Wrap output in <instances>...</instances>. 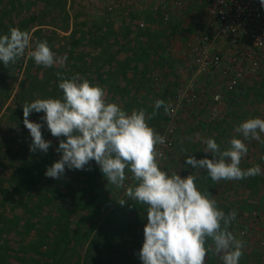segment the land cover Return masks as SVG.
<instances>
[{
    "label": "trees",
    "instance_id": "16d2710c",
    "mask_svg": "<svg viewBox=\"0 0 264 264\" xmlns=\"http://www.w3.org/2000/svg\"><path fill=\"white\" fill-rule=\"evenodd\" d=\"M65 2L66 0H0V35L8 34L13 27L28 32L37 29L32 34L34 41L46 40L51 50L57 52L53 41L42 30L45 25L41 15L22 17L16 24L13 23L12 16L18 15L19 19V11L26 7H41L39 11L45 15L57 10L63 12ZM199 13L196 11L198 20L193 28L159 19V22L154 23L156 27L152 31L140 30L143 33L129 40L135 42L133 48H129L128 42L119 36L112 53L97 44L96 31L89 29V33L85 34L88 35L86 45L84 37L82 40H75L71 35L67 39L68 58L73 59L70 66L66 67L64 64L45 68L30 59L28 68H25L24 82L14 101L9 104L11 88L15 82L14 73L18 64L21 67L23 58L17 60L14 67H0V124L7 126V142L17 149L14 152V149H7L5 157L0 159L3 169V173H0V221L4 223L3 231H0L4 232L0 236V264H141L138 252L143 243V228L147 223L146 206L129 200L126 196L128 182L134 181L131 186L137 183L131 173H127L124 185L117 187L108 183L95 161H90L85 166L86 170L66 169L59 179L47 177L46 168L60 159L61 154L56 148L64 137L51 136L42 119L44 114L33 112L28 119L42 125V136L46 141H51V146L47 153L30 151L32 140L23 124L22 107L37 98H60L62 92L57 86V73L67 79L76 76L80 80L87 79L91 84L101 86L107 102L116 103L127 112L144 110L147 116H151L147 121L149 126L161 134L165 127V121H162L163 108L156 110L146 98L149 93L158 91L154 86H157L159 79L153 80L151 76L159 75L162 66L172 65L170 51L179 39L185 42L203 30L205 15ZM83 33L81 32L82 35ZM86 46L99 51L96 59L86 61ZM124 52L127 54L122 58ZM76 53L80 55L74 56ZM31 67L35 70L33 76L29 75ZM247 87L242 84L231 93L233 99L236 94L238 96L244 93ZM167 100H164L165 103ZM232 102L235 104L236 101ZM224 121L221 119L213 124L217 132L225 131L219 130L220 125L225 124ZM257 146L254 147L258 148L257 155L263 157L257 162L263 164L254 166L260 167L264 174V138ZM204 155L205 158L206 154ZM185 157L186 155L178 154L177 160L172 159L174 161L171 162L172 155L168 153L166 159H163L170 167L166 166L163 170L170 174L177 172L182 178L199 173L198 176L195 175L198 187L201 191L209 192L210 198H214L213 192L221 187L222 180L212 181L203 169H186ZM248 168L250 167L244 166L243 169ZM255 176L235 181L236 185L256 192L254 187L261 177ZM233 183H229L230 187ZM13 195L19 198L12 200ZM246 196L252 197L253 191ZM261 199L264 202V195ZM6 205L13 206L14 210L10 217L3 219ZM16 211L21 214L18 215ZM224 212L229 213L226 208ZM237 219L231 223L229 231L232 232L231 227L235 226ZM241 228L243 233H247V227ZM10 235L14 236L15 244L9 241ZM248 258H240V263L247 264ZM258 261L253 264H264L262 259ZM212 262L210 260L208 264Z\"/></svg>",
    "mask_w": 264,
    "mask_h": 264
},
{
    "label": "clouds",
    "instance_id": "9594fccd",
    "mask_svg": "<svg viewBox=\"0 0 264 264\" xmlns=\"http://www.w3.org/2000/svg\"><path fill=\"white\" fill-rule=\"evenodd\" d=\"M259 3L264 7V0ZM28 49V57L45 68L57 63L63 66L68 59L66 54L57 57L46 40L33 41L30 32L13 27L0 35V64L15 63ZM57 76L60 98H37L22 107L23 124L32 140L30 151L47 153L51 146L42 136V125L28 119L33 112L44 114L51 136L64 137L56 148L60 159L46 168L45 175L59 179L66 169L86 170L85 166L95 161L109 184L122 187L131 173L137 183L126 189V196L146 206L147 223L138 252L141 264H205L209 239L216 252L223 253V264H240L244 242L229 231L238 213L226 214L220 209L209 192L200 190L195 175L182 178L160 167L158 157L162 154L156 146L164 144L165 138L149 126L151 116L142 109L127 112L107 102L104 89L87 79ZM154 108L170 111L161 99L155 101ZM236 131L245 139L260 141L264 119H248ZM202 143L211 158L196 159L189 154L184 165L205 170L212 181H239L260 174L258 166L240 167L248 153L243 140L234 137L223 149L211 137Z\"/></svg>",
    "mask_w": 264,
    "mask_h": 264
},
{
    "label": "rangeland",
    "instance_id": "374dc122",
    "mask_svg": "<svg viewBox=\"0 0 264 264\" xmlns=\"http://www.w3.org/2000/svg\"><path fill=\"white\" fill-rule=\"evenodd\" d=\"M124 1L125 0H66L63 12L61 10H57L54 13H49L47 15L42 14L39 11L41 7H26L19 11L20 18L18 19V15L12 16V21L16 24L22 17L29 18L32 15H41L45 25L42 27V30L53 41V46H55V48L59 51L55 52L57 57H63L65 54L68 57L69 45L67 39L71 35H73L75 40H82L84 37L85 39L83 41L84 45H86V43H88V35L85 34L89 31V29L94 32L96 31L97 44H100L102 48H105V50L112 53L114 50L113 47H116V42H118L117 38L119 36H121L125 42H128L127 45L129 48H133L135 47V42H130L129 40H133L136 35L143 33L140 30L148 29L149 31H152L153 28L156 27L154 23L159 22V19L161 20V15L157 16L156 14H159V12L156 10L157 8L155 7L154 2H151L152 4L149 5L141 3L142 6L140 5V7L135 10L131 7H126L124 5ZM207 4L208 2L206 0H195L194 3L185 7L180 13L172 16L170 22L174 24L182 23L185 26L188 25L193 28L195 21L198 20L196 11L200 12L199 14L201 15H205L204 13L206 12L205 9H207ZM14 14L17 13L14 12ZM36 30L37 29H33L30 33L33 34ZM81 32H84V36ZM193 36H191L190 39L188 38L185 42L181 39L177 41L176 46L173 47L169 55L172 57V65L168 67H166V65L162 66V70L159 69V75L151 76L153 80L156 78L159 79L157 86H154L158 91L149 93L148 96L146 95V98L149 99L151 105L154 107L157 99L166 100V98H172L181 86H184L186 81L193 77L196 79L199 103L194 107L182 108L179 113L177 112V116L174 118L173 124H171L174 129L171 137L172 145L169 148V151H165L163 156V158H165L168 153L172 155L171 162L174 161L172 159L177 160L178 154L185 149L190 150V154L194 153L196 156H193L197 159V154L199 153L198 150L202 147V144H204L202 143V139L206 140L209 137L214 138L222 149L227 147L229 141L234 137H239V139L243 140L244 137L236 131V128L242 122L251 118L259 117L264 119L263 76H255L251 73L247 74L242 84L248 86L246 89L248 91L245 90V94L242 92L238 96L236 94V97L233 99L231 94L224 93L222 86L223 79L221 75L211 73L209 75L196 76L195 73H191L192 65L187 59V52ZM32 39L34 41L33 35ZM86 47V61L96 59L99 55V51L91 49V46ZM30 50L31 49L26 50L24 57H22V62L20 63L21 67H19L18 64V69L14 73L15 82L11 88L12 97L8 104L14 101L15 95L19 92L20 87L24 82L25 68L30 62V58L28 57V52ZM126 54V52L122 53V58L126 57ZM76 55L79 56L80 54H74V56ZM72 60L73 59L70 58L67 59V62L65 63L66 67L70 66ZM58 65L60 64H54V66ZM1 66L2 64H0V67ZM10 66L14 67V63L6 65V67ZM34 72L35 70L31 67L29 75H35ZM215 90H218L222 95V101L217 106L219 112L218 121L221 119L225 120V124H221L219 128V130H225L222 132H217L215 127H213L214 125L208 122L212 94ZM233 100L236 101L235 104L232 102ZM167 102L166 105H168ZM162 117V121H165V127L162 129L163 131L160 134L161 136L166 133V129L170 124L169 111L165 112L163 108ZM162 121L161 123H163ZM6 132L7 126L0 124V159L5 157L4 153L7 149L11 151L14 149V146L12 147L13 144L7 142L8 139ZM262 138H264V133H261V139ZM260 141L252 139L251 137L248 138V141L245 143L248 147V153L241 160L240 167L242 169L244 166L253 167L254 164L260 166L263 164L257 162L258 159H263V157L257 155L258 148H254L259 145ZM203 146L204 148L206 147L205 144ZM16 150L17 149L15 148L13 152ZM163 158L158 157L160 167H163L162 169L166 166L170 167L169 164H166V158ZM186 169L190 170L191 166H187ZM0 173H3L2 165H0ZM195 175L198 176L199 173H196ZM258 175H260L259 177H261L262 180L257 179L258 184L254 187L256 192L251 188L241 189L242 187L240 185H236L235 181L225 180H222L221 187L219 189L217 188L213 192V197L217 200V204L220 209L224 211L226 208L228 212L235 210L238 213L236 224L231 227V230L238 239L244 242L241 260H243L246 256L247 258L249 257L247 259V264L259 262L258 260L261 259L264 261V202L261 199L264 195V174L262 173V170ZM133 182L134 181L128 182L126 189L130 187ZM231 182L234 183L230 187L229 183ZM247 191H253V196H246L247 194L249 195V192ZM18 198L19 197L17 195H13L12 200H16ZM0 201H2L1 197ZM13 210V206L6 205L4 207L3 219H5V217H10ZM15 213L18 215L21 214L18 211ZM249 214L250 217H247ZM259 215L260 218H258ZM3 227L4 223L0 221V231H3ZM241 227H247L248 230H245L247 233H243L244 230H242ZM0 233H2L0 234L2 237L4 232ZM242 234L244 235L243 237L239 236ZM8 238L11 243L15 244L13 235H10ZM208 241L206 245L208 247V255L205 259V264H208L210 260H213L212 264H223V253L216 252L213 242L210 243L211 240L209 242Z\"/></svg>",
    "mask_w": 264,
    "mask_h": 264
},
{
    "label": "built area",
    "instance_id": "2783aa9c",
    "mask_svg": "<svg viewBox=\"0 0 264 264\" xmlns=\"http://www.w3.org/2000/svg\"><path fill=\"white\" fill-rule=\"evenodd\" d=\"M125 0L124 5L135 10L141 3H155L156 10L164 22L180 13L195 0ZM149 1V2H148ZM142 6V5H141ZM187 59L191 73L209 75L216 73L223 79L224 93L235 92L247 74L263 76L264 80V7L259 0H208L203 30L194 35L189 44ZM222 101L218 90L212 94L208 122L219 119L217 106ZM199 103L195 77L186 81L176 94L168 99L169 126L163 135L165 143L157 145L163 158L171 147L174 118L184 107H194Z\"/></svg>",
    "mask_w": 264,
    "mask_h": 264
},
{
    "label": "crops",
    "instance_id": "0c3cea01",
    "mask_svg": "<svg viewBox=\"0 0 264 264\" xmlns=\"http://www.w3.org/2000/svg\"><path fill=\"white\" fill-rule=\"evenodd\" d=\"M238 139H239V137H238ZM243 141H245L244 143H246L247 141H248V138L247 139H245V138H243ZM201 145V144H200ZM204 144H202V147H200V149L198 150V154H197V156H198V158L197 159H201V158H204V146H203ZM204 148V149H203ZM187 149H185V150H183L184 152H181L180 154H183V155H189L190 153H188V152H185ZM186 153H188V154H186ZM192 155H195L194 153H191ZM204 155V156H203ZM196 156V155H195ZM206 156L207 157H211V154H206ZM189 168V167H188Z\"/></svg>",
    "mask_w": 264,
    "mask_h": 264
}]
</instances>
